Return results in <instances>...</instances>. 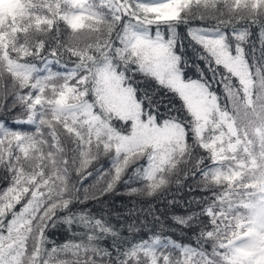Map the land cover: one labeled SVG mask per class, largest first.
<instances>
[{
  "label": "snow or ice",
  "instance_id": "snow-or-ice-1",
  "mask_svg": "<svg viewBox=\"0 0 264 264\" xmlns=\"http://www.w3.org/2000/svg\"><path fill=\"white\" fill-rule=\"evenodd\" d=\"M187 180V241L80 207ZM0 183V264H264V0H0Z\"/></svg>",
  "mask_w": 264,
  "mask_h": 264
},
{
  "label": "trees",
  "instance_id": "trees-1",
  "mask_svg": "<svg viewBox=\"0 0 264 264\" xmlns=\"http://www.w3.org/2000/svg\"><path fill=\"white\" fill-rule=\"evenodd\" d=\"M253 33L248 44L249 52H251L252 47L260 48L258 30L253 29ZM181 37L184 44V52L181 54L189 64V67L186 69L187 75L198 78L197 65H199L200 70L210 76V73H208L204 66V62L196 59V53L199 49L191 44L183 29H181ZM256 58L259 59L258 52ZM141 87L151 97L150 103L157 106L161 112L166 111V106L170 107L175 102L170 96L165 95L163 91H155V86L151 82L144 83ZM15 115L16 112L13 111L3 118L7 119L9 124H11L12 117ZM97 176L98 173L94 172L92 176H89L83 182L84 187L88 188L87 194L89 196L98 195L103 187V184L92 187ZM191 183V180H187L182 186H170L169 189L158 196L142 197L126 194L125 189L128 185L121 182L113 192L103 195L98 200L90 199L86 205H81L80 207H88L98 216L106 214L107 221L115 228L121 230V236L127 239L134 240L146 237L149 230L152 232L163 230L165 236L172 237L178 241H187L191 239V230L182 228L173 221L172 217L187 216L194 210L198 211L199 206L191 205L189 201L193 197L205 194L199 191H189L188 188ZM3 186L6 185L0 183V187ZM80 194L81 196L84 195L83 189ZM169 201H174V203L170 204ZM155 217H159V220L155 219ZM136 228L140 229L138 233L134 231ZM130 229L133 230V235L131 236L129 235ZM66 236L67 232L63 226L53 230V239L60 241ZM105 243L110 245L111 240L109 239Z\"/></svg>",
  "mask_w": 264,
  "mask_h": 264
}]
</instances>
